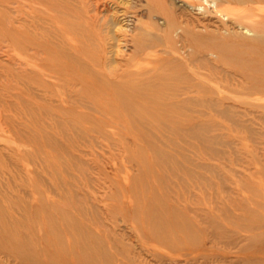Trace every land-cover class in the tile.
Returning <instances> with one entry per match:
<instances>
[{
	"label": "rangeland",
	"instance_id": "374dc122",
	"mask_svg": "<svg viewBox=\"0 0 264 264\" xmlns=\"http://www.w3.org/2000/svg\"><path fill=\"white\" fill-rule=\"evenodd\" d=\"M185 1L0 0V203L19 241L0 264H264V96L231 93L246 67L264 80V51ZM42 12L66 27L63 104L26 89L17 41ZM171 21L238 60L189 57Z\"/></svg>",
	"mask_w": 264,
	"mask_h": 264
},
{
	"label": "bare ground",
	"instance_id": "6f19581e",
	"mask_svg": "<svg viewBox=\"0 0 264 264\" xmlns=\"http://www.w3.org/2000/svg\"><path fill=\"white\" fill-rule=\"evenodd\" d=\"M192 1L193 0H188V2L186 1L185 2L186 4L188 3L189 6L191 5ZM194 1L195 2L202 1L204 3V6L199 5V7L200 8L204 7V10L202 8L200 11L206 10L208 14H211L214 18L218 17L222 21L224 26L222 28H219V32L221 33L223 32L224 35L228 37L235 35L237 37L238 42L242 43L243 45L253 44L252 45L253 51H249L251 52L249 53L250 56L257 55L261 50L264 51V0H236V3L239 4L240 6L244 7L251 5L250 6L251 9H249L246 13H244L243 16L237 13L236 15L233 16L234 18H232L230 14H225L222 11L225 10L226 12H229L227 9L223 8V4H225V2H229V0H194ZM42 13H43L42 15L33 17V20L31 22V31H32L31 35L29 34V36H27L25 34H21L20 37H18V41H17V47L20 48V51L22 50V53L26 52V50L33 52L32 54H29L27 57V59L31 61V63L34 66L32 67L29 66L30 68L26 69L25 71L26 74H27V70L29 71V78H28L29 80H27V78L25 80L28 87L26 89H28V91H30V93L35 96L34 98L42 99L46 97L44 99H52V96H57L60 98L59 101L63 104L68 95V90L66 89L65 79H64V74H65L64 69L66 67L65 58H68L66 54V46L68 44V42L66 41V34H67L66 27H65V23H63V25L56 26L55 24H59V22H56L53 18H51L47 12H42ZM55 17H57L59 21H61V19L64 18L59 16H55ZM231 18L235 20L250 18L252 20L249 19L248 23L251 28L249 26H244L242 24H239V26L237 24H234L235 26H238V29H235L234 28L235 26L231 28V25L227 24L228 22H231L230 20ZM168 24L169 25H167L165 29L166 34L170 36L175 32L181 30V35L179 40L181 44L180 50H184L185 52L190 51V53H188V56L189 57L196 56V61L198 60L200 62L206 63L209 60L210 57L209 55L220 58L224 56L227 57V59L229 58L230 60L233 61H237L239 58L232 56V53L230 52L227 55H224L225 52L223 51L224 50L223 44L216 45V49L214 48L215 51L210 53V49L208 46L203 47L201 46V44H199V42L203 40V38L197 32H194L192 29L189 28L183 29L181 27H178L176 21H171ZM154 28H158V27H156L154 24ZM240 29H243V31L239 32ZM41 54H47V57L49 56V59L47 57H46L47 59L46 58L41 59L42 58ZM73 58L79 61L78 58L73 56L70 57L69 59L75 62ZM44 59L47 60L46 63L42 62ZM25 64L29 65L27 64V62ZM255 72L250 67H246L242 71L236 72V74L234 75H238L240 79L244 80V82L246 81L247 82L243 84V87L240 90H235V91L232 90L233 92L231 93L241 94L245 96H253V95L264 96V80L259 79V77L255 75ZM160 74L161 77H163V74L162 73ZM175 76H176V80L180 82H185L187 81L188 77L190 78L189 74H184V73L178 75L176 74ZM164 78L168 79L166 75ZM35 79L36 81L34 82ZM176 90L181 96L184 95L188 96L191 93L200 92L198 89L195 88L191 89L189 87L187 88L182 87ZM202 92L206 93V90H203ZM42 93H44L43 94L44 97L42 96ZM187 101L188 104L185 103V105H182V107L189 109L192 108L191 104L194 102V100H187ZM123 108L126 109L127 107H123ZM116 116L118 118H122L121 113H119V115L117 114ZM171 142L173 143L172 140ZM10 221L14 222L17 220L7 215V209L0 203V240L3 239L7 240L6 243L9 244L6 247L10 249L12 252L17 253L19 250L18 248L19 241L17 240V236L14 234L13 231L14 229L8 226V223H10Z\"/></svg>",
	"mask_w": 264,
	"mask_h": 264
}]
</instances>
